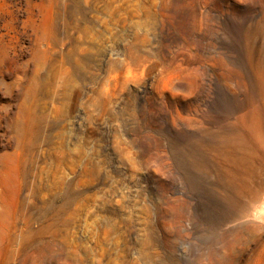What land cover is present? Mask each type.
Masks as SVG:
<instances>
[{
  "label": "rangeland",
  "instance_id": "1",
  "mask_svg": "<svg viewBox=\"0 0 264 264\" xmlns=\"http://www.w3.org/2000/svg\"><path fill=\"white\" fill-rule=\"evenodd\" d=\"M0 264H264V0H0Z\"/></svg>",
  "mask_w": 264,
  "mask_h": 264
},
{
  "label": "bare ground",
  "instance_id": "2",
  "mask_svg": "<svg viewBox=\"0 0 264 264\" xmlns=\"http://www.w3.org/2000/svg\"><path fill=\"white\" fill-rule=\"evenodd\" d=\"M261 202V200L259 199V198H257L256 200H255V203H260Z\"/></svg>",
  "mask_w": 264,
  "mask_h": 264
}]
</instances>
